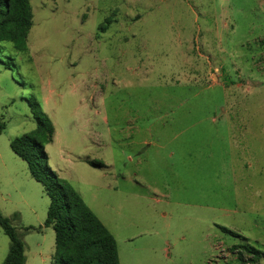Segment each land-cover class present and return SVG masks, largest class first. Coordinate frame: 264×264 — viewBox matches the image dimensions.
Returning a JSON list of instances; mask_svg holds the SVG:
<instances>
[{"label":"rangeland","instance_id":"obj_1","mask_svg":"<svg viewBox=\"0 0 264 264\" xmlns=\"http://www.w3.org/2000/svg\"><path fill=\"white\" fill-rule=\"evenodd\" d=\"M29 3L26 50L0 43V213L27 264L55 254L49 199L10 148L39 111L46 165L120 264H264V0ZM9 245L0 228V264Z\"/></svg>","mask_w":264,"mask_h":264},{"label":"trees","instance_id":"obj_2","mask_svg":"<svg viewBox=\"0 0 264 264\" xmlns=\"http://www.w3.org/2000/svg\"><path fill=\"white\" fill-rule=\"evenodd\" d=\"M105 21L109 23L108 18ZM31 26L29 0H0V43L9 42L17 51H25ZM261 43L264 44V37ZM34 119L35 129L13 139L10 148L26 163L30 176L42 185L49 199L44 225L54 231L53 264H120L114 237L79 193L46 165L45 147L52 143L54 137L50 119L41 111L35 114ZM2 129L3 124H0V132ZM0 228L10 242L8 254L1 264H25L24 243L9 219L1 213ZM27 230L39 231L40 227H28ZM231 249L237 251L239 257L248 254L251 262L257 263L261 259V252L254 248Z\"/></svg>","mask_w":264,"mask_h":264},{"label":"crops","instance_id":"obj_3","mask_svg":"<svg viewBox=\"0 0 264 264\" xmlns=\"http://www.w3.org/2000/svg\"><path fill=\"white\" fill-rule=\"evenodd\" d=\"M25 257H26L25 264H27V262H28V257L26 256V254H25Z\"/></svg>","mask_w":264,"mask_h":264}]
</instances>
